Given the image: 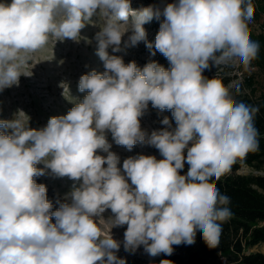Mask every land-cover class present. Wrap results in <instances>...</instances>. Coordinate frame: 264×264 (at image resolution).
<instances>
[{
    "label": "clouds",
    "instance_id": "obj_1",
    "mask_svg": "<svg viewBox=\"0 0 264 264\" xmlns=\"http://www.w3.org/2000/svg\"><path fill=\"white\" fill-rule=\"evenodd\" d=\"M253 16V0H178L140 10L130 0L0 3V90L29 75L32 54L50 38L78 41L93 17L100 21L94 38L105 68L82 75L78 89L88 94L40 130L28 126L23 112L0 120V264H126L111 235L124 225L126 251L143 246L153 257L171 255L172 245L194 243L198 230L215 248L233 213L231 198L213 180L259 150V109L237 102L230 86L203 73L237 61L250 65L259 51L248 27ZM154 18L160 21L154 47L168 69L154 60L142 68L125 64L109 53L122 50L126 34L125 48L143 41L151 49L144 25ZM149 102L170 110L175 128L165 116V127L142 129ZM107 132L116 145L131 151L147 144L163 159L140 154L121 167ZM47 170L82 181L56 210L34 179Z\"/></svg>",
    "mask_w": 264,
    "mask_h": 264
},
{
    "label": "rangeland",
    "instance_id": "obj_2",
    "mask_svg": "<svg viewBox=\"0 0 264 264\" xmlns=\"http://www.w3.org/2000/svg\"><path fill=\"white\" fill-rule=\"evenodd\" d=\"M174 2L178 3V0H130V5L132 9L140 10L149 6L163 8L167 3ZM0 3L10 4L11 0H0ZM263 22L264 17L260 22L250 21L248 24L251 39L257 44L260 43V34L263 32L261 25ZM99 24V18L93 17V22L86 24L81 30L78 41L50 38L42 49L33 53L30 63L24 69L29 75H21L18 86L14 84L11 87L0 90V120H11L18 112H23L28 117V126L32 129L40 130L47 125L51 117L66 115L76 103L81 102L88 93L87 91H79L78 83L80 77L92 70H96L98 73L105 71L103 61L96 54L98 44L94 37L100 30ZM159 27L160 21L155 18L144 25L147 33V42L153 45L151 49L146 47V43L143 41L135 46L125 48L123 42L127 39L128 34H126L122 38V50L120 52L112 53L111 49L108 51L110 54L122 57L125 64L135 61L137 66L142 68L146 63L154 60L164 66L165 69H168L170 66L169 61L156 51L154 47L155 36L159 31ZM153 51H155L154 56L151 54ZM228 67L232 68V75H235L231 86L240 84L245 76L256 72V70L252 69L251 63L245 68L237 61L216 68L212 67L209 70H205L204 74L213 77L215 71L222 73ZM222 75L225 76L223 73ZM257 79L261 82L260 77ZM165 116L169 118L172 127L175 128L172 112L167 109L161 112L153 108L151 102H149L147 112L140 118L141 128L149 133L152 130L161 129L165 127L161 123ZM106 135L109 143L112 144L111 150L116 152L121 158V167L123 159L130 156L136 157L140 154L154 155L157 159H163L158 149L153 146L137 143L129 151L124 146L116 145L110 132H107ZM97 154L103 153L98 152ZM36 167L42 168L43 164H38ZM188 167L189 165L185 163L181 174H186ZM240 173L247 175L262 172H257L243 165ZM34 179L37 184L46 186L47 199L52 202L53 210L59 207L58 202H70L65 200L66 195L71 192L74 184L79 186V183H82V181L75 182L68 177H56L51 174L50 170H47L45 175L34 177ZM111 216L110 210L103 213V218L106 221ZM53 222H55V218H53ZM102 227L107 228L110 225L102 224ZM126 228L127 225L111 229L113 239L121 242L117 255L120 258H124L126 264H160L164 260V253L153 257L144 251L143 246H140L134 252L126 251L123 246ZM252 251L264 253V245L256 247ZM209 264H220V261L219 259L211 260Z\"/></svg>",
    "mask_w": 264,
    "mask_h": 264
},
{
    "label": "trees",
    "instance_id": "obj_3",
    "mask_svg": "<svg viewBox=\"0 0 264 264\" xmlns=\"http://www.w3.org/2000/svg\"><path fill=\"white\" fill-rule=\"evenodd\" d=\"M253 4L254 16L251 21L260 22L264 17V0H253ZM261 27L263 32L260 34L259 51L251 62L256 72L245 76L235 86H231L235 78L232 66L222 72L225 76L218 71L213 74L225 86H230L237 102L259 109L255 115L259 150L250 152L243 160L238 159L232 170L219 181L213 180L219 190L231 198L229 206L233 213L222 225L218 245L210 248L198 230L194 243L172 245V254L164 256V260L170 264H209L221 255L227 257L230 264H264V253L252 251L264 245V22ZM243 165L262 173L241 174Z\"/></svg>",
    "mask_w": 264,
    "mask_h": 264
},
{
    "label": "built area",
    "instance_id": "obj_4",
    "mask_svg": "<svg viewBox=\"0 0 264 264\" xmlns=\"http://www.w3.org/2000/svg\"><path fill=\"white\" fill-rule=\"evenodd\" d=\"M253 70H256V68L255 67H253L252 68ZM219 261H220V264H230V262H229V260H228V258L227 257H225V256H219Z\"/></svg>",
    "mask_w": 264,
    "mask_h": 264
}]
</instances>
